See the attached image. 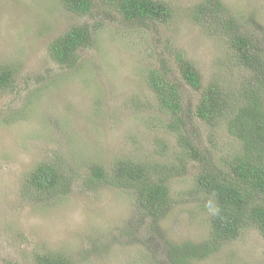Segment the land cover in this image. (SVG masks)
<instances>
[{
  "label": "rangeland",
  "instance_id": "374dc122",
  "mask_svg": "<svg viewBox=\"0 0 264 264\" xmlns=\"http://www.w3.org/2000/svg\"><path fill=\"white\" fill-rule=\"evenodd\" d=\"M162 1L172 18L140 27L106 3L81 16L58 0H0V66L13 74L10 85L0 86V264H37L39 255L57 253L69 264H169V242L207 240L214 207L196 188L200 163L165 127L170 115L159 107L147 72L168 64L194 144L225 165L239 152V140L225 123L211 129L195 119L200 91L183 82L174 58L184 54L204 85L219 79L227 91L238 87L243 70L224 35L193 18L201 0ZM221 1L264 54V0ZM74 25H87L93 42L79 49L74 66H63L49 46ZM117 158L181 164L167 178L163 215L142 211L133 186L87 188L90 166L99 162L109 169ZM51 162L72 177L68 193L51 195L27 183L37 166ZM152 172L165 175V167ZM189 264H264V237L245 228Z\"/></svg>",
  "mask_w": 264,
  "mask_h": 264
},
{
  "label": "trees",
  "instance_id": "16d2710c",
  "mask_svg": "<svg viewBox=\"0 0 264 264\" xmlns=\"http://www.w3.org/2000/svg\"><path fill=\"white\" fill-rule=\"evenodd\" d=\"M71 13L87 15L98 3L110 4L123 19L140 27L148 22H167L173 16L171 7L162 0H58ZM193 18L210 24V30L224 35L233 53L236 65L243 70L236 89L227 91L219 79L208 85L195 64L177 52L174 61L183 82L200 91L194 111L195 119L216 129L226 124L229 134L239 140L241 148L224 164L212 162L194 144L195 134L186 128L183 115L182 91L179 83L169 75L171 69L153 66L147 72L148 84L154 91L159 107L170 115L165 127L177 137L179 148L190 159L200 163L195 177L196 188L213 203L210 232L199 244L168 243L169 264H189L194 259L217 252L227 242L239 236L245 228L254 227L264 237V57L260 42L250 35L245 23L221 0H201L195 5ZM220 29V31H219ZM93 35L90 28L74 25L54 38L50 55L60 65L72 67L78 62L80 48L90 46ZM264 44V36L262 38ZM164 62V61H162ZM10 68L0 66V86L13 81ZM165 167V175L152 170ZM180 163L137 162V159L117 158L107 169L93 163L84 177L90 189L96 185H130L135 188L137 204L142 211L155 217L163 215L169 187L167 178L178 172ZM56 163L36 167L27 177L39 191L66 194L70 179L65 178ZM162 175V176H160ZM52 195V194H51ZM37 264H69L64 255H39Z\"/></svg>",
  "mask_w": 264,
  "mask_h": 264
}]
</instances>
